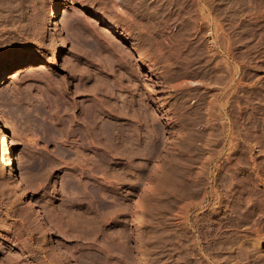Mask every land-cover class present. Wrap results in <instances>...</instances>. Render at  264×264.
Listing matches in <instances>:
<instances>
[{"label": "rangeland", "instance_id": "rangeland-1", "mask_svg": "<svg viewBox=\"0 0 264 264\" xmlns=\"http://www.w3.org/2000/svg\"><path fill=\"white\" fill-rule=\"evenodd\" d=\"M204 1L0 0V264H264V0Z\"/></svg>", "mask_w": 264, "mask_h": 264}, {"label": "bare ground", "instance_id": "bare-ground-1", "mask_svg": "<svg viewBox=\"0 0 264 264\" xmlns=\"http://www.w3.org/2000/svg\"><path fill=\"white\" fill-rule=\"evenodd\" d=\"M195 1V3H197V5H201V2H205L204 0H192ZM207 1V0H206ZM189 2V1H188ZM173 3V2H172ZM192 5V4H191ZM169 7V6H168ZM203 7V6H202ZM200 7V8H202ZM163 8V7H162ZM160 9V8H159ZM172 8H169V10H171ZM175 8H173L174 10ZM65 10V8L63 7H57L48 17V22L51 25H54V30L58 33L61 34L63 33V29H62V25L61 22H59V17L62 13V11ZM157 10V13H160L162 10H158V9H154ZM166 9H164L165 11ZM168 10V9H167ZM177 9H175L176 11ZM163 11V13L165 14V12ZM155 12V11H154ZM173 11L171 10V13ZM200 12V10H199ZM167 13V12H166ZM162 14V13H161ZM175 14V13H173ZM157 16H159V14H157ZM205 17V16H203ZM94 22V21H93ZM202 25V24H201ZM200 25V26H201ZM42 29V28H41ZM62 57V52L60 50L56 51L55 53V58L56 59H61ZM37 61H33V64L36 63ZM24 62L21 60H17L14 62L9 63L8 65L1 67L0 68V81L5 78L6 76L13 74L14 72L18 71L20 68L23 67ZM30 66V65H29ZM95 119H97L99 117V114H94ZM94 131H96L95 133H93ZM94 131H92L93 135H90L92 137H100L101 140H103V144H102V148L99 147V149H103V155L106 156H111L114 153V149L112 147H117V148H121L123 147V137H120L121 135H117V136H111L109 134V132H105L103 131L101 128H96L94 129ZM0 133L3 135V139L0 143V149L3 152V170L4 173L9 176V177H13V178H17L19 177L17 169H16V164H15V155H14V150H13V140H12V136L9 133V127L7 125V123L1 118L0 116ZM96 134V135H94ZM100 140V141H101ZM105 143V144H104ZM99 145V144H98ZM110 145V146H109ZM101 146V145H100ZM112 148V149H111ZM194 183V182H192ZM85 187V186H84ZM43 215V214H42ZM62 219V218H61ZM44 220V219H43ZM42 225V224H41ZM39 226V225H38ZM40 229V228H38ZM44 231V230H43ZM243 246V245H242ZM222 250V249H220ZM81 251V250H80ZM242 252V251H241ZM240 252V253H241ZM191 254V258H190V264H193V258H192V253ZM237 255V254H236ZM245 256V255H244ZM242 256V257H244ZM58 257V256H57ZM237 257H234V259ZM239 259V258H238ZM237 259V262H238ZM240 260V259H239ZM244 261V258L241 259ZM142 264H144L143 261H141ZM60 263V262H59ZM61 264V263H60Z\"/></svg>", "mask_w": 264, "mask_h": 264}]
</instances>
